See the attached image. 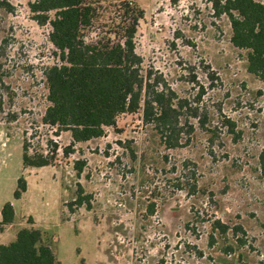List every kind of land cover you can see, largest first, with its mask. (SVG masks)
I'll return each mask as SVG.
<instances>
[{
    "label": "rangeland",
    "instance_id": "obj_1",
    "mask_svg": "<svg viewBox=\"0 0 264 264\" xmlns=\"http://www.w3.org/2000/svg\"><path fill=\"white\" fill-rule=\"evenodd\" d=\"M33 1L0 0V218L7 203L16 211L0 245L33 219L63 264H264V83L214 0H125L145 12L135 37L145 75L199 110L173 149L141 112L85 143L44 124V72L61 61ZM101 1L84 33L115 44L123 9ZM24 145L50 165L25 168ZM19 178L28 189L16 199ZM79 187L89 207L73 204Z\"/></svg>",
    "mask_w": 264,
    "mask_h": 264
},
{
    "label": "trees",
    "instance_id": "obj_2",
    "mask_svg": "<svg viewBox=\"0 0 264 264\" xmlns=\"http://www.w3.org/2000/svg\"><path fill=\"white\" fill-rule=\"evenodd\" d=\"M117 1V0H116ZM101 0H34L30 9L42 23H49L50 40L59 51L61 64L44 72L48 107L43 117L46 125L70 132L74 143H85L104 135L105 128L116 124L121 114L141 112L143 121L154 130L166 148L183 145V118H199V110L179 98L159 79L145 75L143 60L136 52L135 37L144 10L120 0L123 17L117 26L121 39L88 42L85 31L94 27ZM217 15L227 16L232 29V44L246 51L248 71L264 83V0H214ZM48 13H53L49 18ZM200 120V118H199ZM71 150V149H69ZM50 165L47 157L30 156L23 147V166L42 168ZM80 174L82 163H76ZM28 189L24 178L18 179L15 198ZM73 204L89 205L79 187ZM0 234L15 222L11 203L1 211ZM22 228L14 241L0 245V264H63L46 232L31 226ZM221 235L229 228L218 221ZM242 242V241H240ZM242 244V243H241ZM79 264H87L82 258Z\"/></svg>",
    "mask_w": 264,
    "mask_h": 264
},
{
    "label": "crops",
    "instance_id": "obj_3",
    "mask_svg": "<svg viewBox=\"0 0 264 264\" xmlns=\"http://www.w3.org/2000/svg\"><path fill=\"white\" fill-rule=\"evenodd\" d=\"M15 216H16V211H15ZM1 218H2V216H1ZM1 218H0V221H1ZM15 219H16V218H15ZM32 221H33V224H32L31 226L35 227V226H36L35 221H34L33 219H32ZM14 223H15V222H14ZM13 225H14V224L8 226V227L5 229V231H6L8 228H11ZM28 226H30V225L28 224ZM24 227H27V226H24ZM24 227H23V228H24ZM36 228H37V227H36ZM38 229H39V228H38ZM5 231H4V232H5ZM4 232H3V233H4ZM3 233H2V234H3ZM46 233H47V232H46ZM2 234H0V235H2Z\"/></svg>",
    "mask_w": 264,
    "mask_h": 264
}]
</instances>
